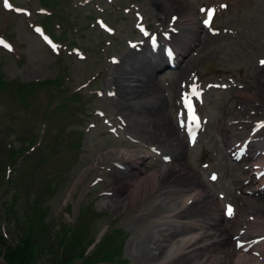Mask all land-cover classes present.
<instances>
[{
	"label": "rangeland",
	"instance_id": "rangeland-1",
	"mask_svg": "<svg viewBox=\"0 0 264 264\" xmlns=\"http://www.w3.org/2000/svg\"><path fill=\"white\" fill-rule=\"evenodd\" d=\"M43 1L44 3L39 0H0V38L8 40L13 48L11 52H6L0 47V138L3 137V130L8 133L12 131V144L21 149L20 144L25 137L34 141L36 132L46 130L47 136V131H50L43 149L36 152L38 154L34 159L25 162L22 173L17 170L13 174L17 167H12L11 185L7 184L6 176L2 177L0 172V233L6 237L7 244L12 245L20 236L15 218L7 214V206L12 209L13 215L22 219L25 217L22 207L26 204L18 199L21 197L20 192L25 189L33 192L35 188L42 192L49 187L55 191V195L45 198L41 204L42 224L50 229L54 222H58L56 229L62 223L69 226L79 215H83V210L87 207L97 213H105L107 215L96 217L83 228V243L93 242V248L96 239L103 235L105 237L114 230L112 235L120 233L123 238L120 253L123 264H136L135 253L141 239L145 236L150 239L155 236L153 232L164 229L162 223L155 219L158 217L156 212H159V206H162L160 193L175 187H166L169 182L159 175L161 178L154 187L156 191L149 194L147 199L134 202L136 205L133 203L131 209L129 204L123 207L119 203L111 207L102 203L116 198L118 185L112 184L115 178L124 179L126 182L130 179L142 181L161 169L164 170L161 174L167 172L175 159L180 161L175 176L182 178L178 180L182 186L192 179V185L189 186L188 183L184 188L190 190L192 195L203 191L198 199L191 201L193 209L187 210L184 219L177 221L204 218L213 223L214 228L224 227L231 231L237 227L235 224L248 226L256 224L257 221L264 224V210L259 209L261 204L255 201L258 199L264 202V196L247 194L245 185L236 180L242 172L241 167L246 163L233 164L227 153L234 141L256 129L257 122L264 123V68L257 65V59L264 58V0H171L169 4L167 0H114L111 3L105 0ZM42 4L45 8H50L45 4L52 5L49 9L52 13L63 11L59 15L64 17L52 19L45 27L55 41H58L59 49L56 52L48 50L35 33L36 25L33 24L44 19L39 15ZM209 10H214L212 27L217 30V34L213 36L202 25ZM171 17L178 18L172 21ZM98 21L112 28L114 35L102 33L98 28ZM139 23L146 24L150 30L156 32L165 33L166 30L174 29L177 33L170 43L179 54L183 51L178 46H184L180 40H187L193 47L181 66L184 69L181 74L178 75V70L169 74H157L158 83L163 87L160 90L159 104L164 107V118L155 119L154 125L161 122V125L173 130L176 139L171 142L164 139L154 142V138H147L140 126L141 121L148 119L138 121L133 119L134 112H122L120 107L127 108L131 104L135 110L141 109L144 106L141 96L129 99H121L116 95L114 98L107 96L109 91H114L115 83L121 86V73L146 60L145 56L129 49L128 45L140 40L136 32V25ZM73 49L81 50L80 54L73 55ZM81 55L85 58L81 59ZM110 58H116L118 63L114 65ZM191 73L197 77L195 80L182 79L187 76L190 79ZM56 78H62L59 88L51 86L47 87V91L35 85L33 93L27 97L32 103L30 111L20 106L13 95V89L20 83L35 84ZM230 79L235 80V87L226 90L207 87L216 82L228 84ZM188 81V86L182 85ZM195 85L206 95L204 103L198 105V111L202 117L208 118L210 124L199 142L190 145L181 129H178L176 104L179 103L180 90ZM258 91L257 97L252 96ZM49 92L55 96L50 100ZM74 92L81 95V100L70 101L73 108L63 109V106L54 113L55 116L50 121L43 119L47 101L54 106L61 98L64 99ZM94 111L103 112L104 118L95 115ZM107 120L117 129L118 136L108 132L109 127L103 124ZM92 124L95 125L93 128L90 127ZM32 130L33 134L30 133ZM25 131L27 132L22 135ZM77 132L84 135V140L80 154L75 156L66 153L69 150L66 148L75 141L72 133L76 135ZM260 133L264 137V130ZM231 134L236 135L233 137L236 139L228 140ZM17 135L20 138L16 139ZM38 142L39 140L34 145ZM262 144L264 145V141L258 143L259 146H263ZM150 148L159 155L156 153L154 156L158 158L156 161L143 162L144 166L149 165L143 168L145 173L140 174L138 170L133 172L129 169L120 171L115 168L113 163L121 162L122 158L119 156L123 154L117 152V156L114 152L134 153L135 150L136 155H151ZM100 155L106 156L96 163L94 160ZM163 156L171 159L167 165L161 161ZM130 172L133 174H129ZM210 172H216L219 176L214 183L208 179ZM97 177L102 181L92 185ZM151 186L152 183H149L147 189ZM256 188V185L252 186V189ZM133 189L134 185L131 183L126 185V191L131 192ZM37 195L39 194H35L34 198ZM242 199L246 200L242 202ZM229 202L236 209V216L232 220L223 217V205ZM68 204H71L69 210ZM212 209L216 210V219L210 213ZM152 213L156 217L151 218ZM263 233L264 231L255 235ZM161 234L164 233L157 234V237ZM140 236L142 237L139 238ZM232 237L234 236H230L229 251L234 250L235 242ZM42 244L45 245L44 242ZM183 251L186 249L182 248L180 252ZM0 264H5L1 257Z\"/></svg>",
	"mask_w": 264,
	"mask_h": 264
},
{
	"label": "bare ground",
	"instance_id": "bare-ground-1",
	"mask_svg": "<svg viewBox=\"0 0 264 264\" xmlns=\"http://www.w3.org/2000/svg\"><path fill=\"white\" fill-rule=\"evenodd\" d=\"M167 1L169 4V1H171V0H167ZM156 2H157V0H156ZM187 14H188V12H187ZM183 16H184V14H183ZM185 19H186V17H185ZM190 19H193V18H190ZM186 21H188V20H186ZM188 22H190V21H188ZM178 24H179V22H178ZM188 25H189V23H188ZM176 40H177V38H176ZM183 43L188 45V43H186V42H183ZM178 45H180V44H178ZM186 56H187V51H184V58ZM132 60H134V59H132ZM130 64H131V62H130ZM124 65H126V63ZM131 66H133V65H131ZM135 66H134L135 68L133 67L131 69H127L124 73H121L122 74L121 78H120L121 86L114 82L115 86H116L114 90L116 91L117 97L121 98V99H123V98L129 99V97L135 98V97L141 96L140 100H141V102H144V106L142 105V108L139 110H135L132 104L129 105L127 108L126 107L125 108L120 107V108H121L123 113H124V111H127V110L134 112L133 119H138V121L148 119V121H141L142 125L140 126L143 134L147 138H149V137L154 138L156 140L154 142H159L158 141L159 139H164L166 141L171 142L174 139H176L175 138V132L173 130H170L168 127H165V125H161L160 124L161 122L157 123V125H154L156 122L155 119L160 120V119L164 118L163 117L164 107H162L159 104V102L161 101L160 90L161 89L163 90V87L158 83L159 81H158V78L156 75V73L158 71L159 64L157 62L148 63L146 61V64L140 63V64H136ZM183 71H184V69L180 67V69H179L180 74ZM118 79H119V77H118ZM124 81H125V84H123ZM257 89H259V88L257 87ZM259 91L256 94L254 93V95H252V96L256 95V97H257V94H259ZM121 93H123V95L125 97ZM145 94H147V95H145ZM131 100L132 99L130 98V101ZM136 102H138V101H136ZM138 104H140V103H138ZM136 106H137V104H136ZM167 106L170 107V105H168V104H167ZM117 109H119V106L117 107ZM239 115L241 116V114H239ZM240 116H239V118H240ZM151 117H153V118H151ZM127 118H128V116H127ZM150 119H152V120L149 121ZM152 121H154V123ZM129 123H131V122H129ZM134 123H136V122H134ZM138 124H140V123H138ZM136 130H137V127H136ZM237 134L238 133H236V135ZM137 135H139V134H137ZM236 135L231 134V137L236 136ZM229 139H230V136H229ZM149 141H147V142H149ZM176 145H178V143ZM117 152L123 154V159L132 158V153L116 151V152H114V155ZM180 153L182 154V152H180ZM105 156L106 155H100V157H98L95 160V162L97 163L99 161V159H101L102 157H105ZM179 159H180V157H179ZM172 161L174 163H172V166L169 167L170 169L168 168L167 172H164L163 174H161L163 172V170H159V171L154 172L153 174L149 175L148 179H145L142 181L141 180L138 181V179L137 180L136 179L135 180L130 179L129 181L126 182V181H124V179L118 180L115 178L114 182L112 184L118 185V187L116 186L117 190H118V194L116 195V198L105 201L102 204H104L106 206L108 205L111 207L117 206L119 203L123 207L127 206L129 204L128 207L130 206V209H131L133 207L134 202H138V200L143 201L144 199H147L149 197V194H151L153 191H156L154 187L157 186V183H158L159 179L161 178V177L159 178V175H162V179L167 180L169 182V183H166V184H168L166 187L173 186L175 188L169 189L167 191L165 190L162 193H160V199H161V205L162 206H159L161 209L159 210V212H156V215H158V216H163V215L169 216L172 214V216H173V214L176 213L179 209H183L181 212L176 213V216L178 218L184 217L187 213V210L190 211L194 207V205L187 206L189 200L193 201V200L198 199L201 196V194H203V191L201 190L200 192H196L195 195L192 197L190 190H187L186 188H184L185 186L188 185V183H189V186L192 185V181H191L192 179L186 185L182 186L181 181H178L182 178L178 177V175L175 176V170H176V168H178L180 161L178 159H175ZM139 172L145 173L143 171H139ZM129 183L134 185V189L131 192L126 191V185ZM149 183L150 184L152 183V186L150 187V189L149 188L147 189ZM251 183H252V181H251ZM256 191H257V189H256ZM256 191H255V193H256ZM261 194L264 196V189L263 188L260 189L259 195H261ZM262 198H264V197H262ZM255 201L260 203L261 206L264 207V202H260L258 199H256ZM245 204H246V202H245ZM255 208H257V207H255ZM259 209H261V207ZM162 213H163V215H162ZM211 213L214 216H217L215 209L214 210L212 209ZM245 214H246V212H245ZM255 215H257V214L255 213ZM243 217L246 218L245 216H243ZM255 221H257V219ZM240 222H241V220H240ZM244 222H243V224H244ZM184 224H185V227L182 230H178L173 226V221L172 222H166L163 225L167 226V228H165L163 230L161 229L160 231L153 232L156 237L153 236L152 238L147 239V238H145L146 237L145 236L144 239H141L142 241L140 242L139 248L135 253L136 264H264V240L257 241L253 245V247L251 248V250H253L257 254V256L251 255L250 253L249 254L248 253L247 254L246 253L241 254V253H238V252H235L232 250L229 251L228 248H230V245H231L230 241L231 240H229L226 237V233L228 232V230H226V228H223V227L222 228H220V227L214 228V227H212L213 223H211L208 220H205L204 218L202 220H195V221H191L188 223L185 222ZM255 228H258L260 230V229L264 228V225L261 224V225L256 226ZM230 229H232V228H230ZM159 233H164V234H161L160 237H157V234H159ZM142 236H144V235H142ZM142 236H140L139 238H141ZM147 236H149V235H147ZM151 236H152V234H151ZM149 244L151 246H149ZM185 245H187L185 247L186 251L180 252V251H182V248Z\"/></svg>",
	"mask_w": 264,
	"mask_h": 264
},
{
	"label": "trees",
	"instance_id": "trees-1",
	"mask_svg": "<svg viewBox=\"0 0 264 264\" xmlns=\"http://www.w3.org/2000/svg\"><path fill=\"white\" fill-rule=\"evenodd\" d=\"M37 213L38 211L35 210L34 217L36 218L35 226L37 228H35L33 236H31V226H27V229H25L19 219L15 221L16 229L19 231L20 236L16 241L17 244L14 247H8L2 254L5 264H42L40 260L36 263L32 256L33 245L38 248L39 257L41 252L49 253L50 264H72L75 260L84 258L85 247L81 246L82 242L77 235L69 243L66 235L62 237L58 235L45 237L41 221L37 220ZM54 240L59 246L56 248L58 249L56 252L54 250Z\"/></svg>",
	"mask_w": 264,
	"mask_h": 264
},
{
	"label": "snow or ice",
	"instance_id": "snow-or-ice-1",
	"mask_svg": "<svg viewBox=\"0 0 264 264\" xmlns=\"http://www.w3.org/2000/svg\"><path fill=\"white\" fill-rule=\"evenodd\" d=\"M213 14H214V10H209L208 11V13H207L208 19L205 21L206 24H208L209 22H211L212 17H213ZM37 31H39V30L37 29ZM0 45H3L5 48H8L9 50H11L10 46L7 45L6 43H4L2 40H0ZM261 64L264 65V61H261ZM192 95L193 96H198V92H197V89L195 87L192 88ZM185 103H186V105L188 107V110H189V117H188V119L190 121H192L193 123L198 124L199 121H198V119H197V117L195 115V112H194L193 108H192V104H191L190 100L187 97H185ZM213 179H215V177H213ZM228 215L229 216L232 215V209H231V207L228 208Z\"/></svg>",
	"mask_w": 264,
	"mask_h": 264
}]
</instances>
